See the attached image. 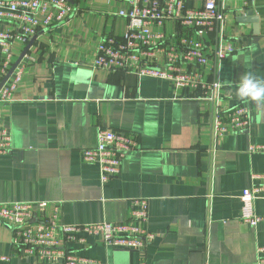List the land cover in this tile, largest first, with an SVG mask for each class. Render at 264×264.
Returning a JSON list of instances; mask_svg holds the SVG:
<instances>
[{
	"label": "crops",
	"instance_id": "obj_1",
	"mask_svg": "<svg viewBox=\"0 0 264 264\" xmlns=\"http://www.w3.org/2000/svg\"><path fill=\"white\" fill-rule=\"evenodd\" d=\"M217 2L225 11L226 52L216 66L215 33L199 37L210 55L202 79L219 80V91L208 94L217 96L213 101L221 109L248 107L247 128L214 139L213 103L202 90L94 68L97 43L124 33L127 20L118 11L128 3L71 0L69 20L39 32L22 57L12 100L1 104L11 149L0 154V203L45 201L46 215L58 223L84 224L127 221L131 201L147 199L153 238L142 251L116 249L93 235L69 241L58 231L59 246L90 264H258L264 256V189L254 200L262 217L255 225L240 219V195L264 174V152L250 151L251 145L264 147V103L241 99L237 89L245 73L264 79V0ZM242 17H256V28ZM153 29L173 43L187 33L170 19ZM27 44L13 45L14 60ZM101 126L138 140L103 185L99 166L81 157L96 145ZM13 238L12 228L0 222V264H62L22 254Z\"/></svg>",
	"mask_w": 264,
	"mask_h": 264
},
{
	"label": "built area",
	"instance_id": "obj_2",
	"mask_svg": "<svg viewBox=\"0 0 264 264\" xmlns=\"http://www.w3.org/2000/svg\"><path fill=\"white\" fill-rule=\"evenodd\" d=\"M117 1H125L129 6L127 10L118 11V15L127 20L125 31L121 36L106 35L97 43L94 68L169 79L178 86L202 90V98L213 103L211 131L214 139L247 128L248 107L238 104L221 109L218 102L213 101L217 96H211L219 91V80L202 79V70L210 55L199 37L215 33L217 42L211 57L216 66L226 52L222 44L225 11L221 3L206 0L201 6L187 7L185 0ZM72 14L71 0H0V154L11 149V136L1 125V104L12 100L23 76L21 59L2 83L15 62L13 45L27 44L39 32L65 23ZM168 19L178 22L180 29L186 28V35L181 33L177 43L171 42L163 30L153 29L163 27ZM137 147L135 135L101 126L97 129L96 145L84 148L81 157L99 166V181L103 185L119 173L122 158ZM250 151L264 152V147L251 145ZM255 178L259 183L244 189L240 195V219L250 225L262 219L254 211V200L264 189V174H257ZM131 204L127 221L60 224L55 215H46L45 201H13L0 203V222L12 228L13 242L22 254H36L49 261L61 259L62 264H90L89 259L59 246L58 231L69 241L83 242L85 235H93L100 236L105 245L116 249L142 251L153 238L147 226L148 201L135 198ZM260 251L264 253V248ZM258 264H264V256Z\"/></svg>",
	"mask_w": 264,
	"mask_h": 264
},
{
	"label": "clouds",
	"instance_id": "obj_3",
	"mask_svg": "<svg viewBox=\"0 0 264 264\" xmlns=\"http://www.w3.org/2000/svg\"><path fill=\"white\" fill-rule=\"evenodd\" d=\"M237 95L241 99L264 103V79L258 78L252 72L241 75Z\"/></svg>",
	"mask_w": 264,
	"mask_h": 264
},
{
	"label": "water",
	"instance_id": "obj_4",
	"mask_svg": "<svg viewBox=\"0 0 264 264\" xmlns=\"http://www.w3.org/2000/svg\"><path fill=\"white\" fill-rule=\"evenodd\" d=\"M243 21H249L251 23H253V28H256V17H242ZM36 37H33L29 43L27 44V46L25 47V49L21 52V54L18 56V58L15 60V62L13 63L12 67L9 69L7 75L4 77L2 83L8 78V76L10 75V73L13 71V69L15 68V66L20 62V60L22 59V57L24 56V54L27 52L29 46L33 43V41L35 40Z\"/></svg>",
	"mask_w": 264,
	"mask_h": 264
}]
</instances>
